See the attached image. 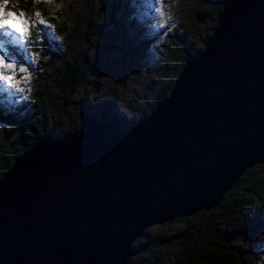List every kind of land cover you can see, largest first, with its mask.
<instances>
[{"label":"water","instance_id":"water-1","mask_svg":"<svg viewBox=\"0 0 264 264\" xmlns=\"http://www.w3.org/2000/svg\"><path fill=\"white\" fill-rule=\"evenodd\" d=\"M167 94L127 123L46 133L0 175V264H124L264 161V0H219Z\"/></svg>","mask_w":264,"mask_h":264},{"label":"trees","instance_id":"trees-1","mask_svg":"<svg viewBox=\"0 0 264 264\" xmlns=\"http://www.w3.org/2000/svg\"><path fill=\"white\" fill-rule=\"evenodd\" d=\"M203 2L210 3L213 11L208 17L209 25L202 42L210 33L216 13L220 9L219 0H193L194 4ZM1 5H8L18 12H25L31 15L34 21L29 27L30 37L26 47L31 48L38 55V62L41 64L40 68L32 71V77L29 74L25 79L34 82L32 103L36 105L37 110L39 109V113L41 107L44 108L43 97L47 94L45 80L59 75L66 97L69 98L67 102H70L78 112V121L74 128L64 133L79 127L83 118L115 119L105 111L96 114L85 112L80 109L84 104L83 97L80 98L79 94L70 99V94L77 93L79 92L77 90L90 84L88 75L95 65L93 51L96 50L99 39L106 35L111 39L117 34V29L123 27L119 19L121 11L119 0H8L7 4H4V0H0ZM65 5L72 9L68 12ZM75 6H82L84 12L77 14L82 18V23L71 29L67 22ZM35 13H39V18L44 19L51 28L35 23L38 19ZM125 26L129 28L131 25L128 22ZM75 34L80 36V40L73 48ZM198 47L187 48L180 67L188 53ZM10 53L16 55L18 64H28L23 48H12ZM29 53L32 54L31 51ZM50 59L53 62H49ZM41 71L45 72V76H41ZM172 80L160 96L167 94ZM154 104L155 100L150 110ZM143 114L146 113L141 112L137 116H131L129 122ZM9 126L17 130L19 147L8 137ZM46 133L60 136L54 131L51 121L41 118L40 115L32 117L29 111L25 112L24 107H17L16 103L0 98V175L8 168L15 155L27 150ZM257 164L264 165V161ZM263 204L264 171L257 172L252 165L222 194L214 206L187 216L172 218L171 220L177 219L182 223L180 230L169 235H156L148 242L135 238L133 244L137 248L138 256L128 257L124 264H159L156 261L159 245L174 246L180 252V258H176L173 264H264V244L258 239L264 231V213L261 208ZM168 221L160 224L165 225ZM141 254L144 255L143 258Z\"/></svg>","mask_w":264,"mask_h":264},{"label":"rangeland","instance_id":"rangeland-1","mask_svg":"<svg viewBox=\"0 0 264 264\" xmlns=\"http://www.w3.org/2000/svg\"><path fill=\"white\" fill-rule=\"evenodd\" d=\"M119 5V19L123 27L117 29V34L111 39L108 35L99 39L97 48L93 51L95 65L88 75L90 84L77 90L79 92L70 94V99L80 94L84 103L80 109L95 114L105 111L114 118H125L128 123L131 116L149 112L152 102L168 87L179 69L187 48L202 44L213 8L210 3L194 4L193 0H119ZM1 6L5 12L24 13L28 21L34 22L31 15L25 12H18L8 5ZM65 7L68 12L72 9L66 5ZM161 11L165 13L164 16H161ZM83 12L82 6H75L68 18L69 28L73 29L82 23V18L77 14ZM128 22L131 25L129 28L125 26ZM13 26L21 25L13 21ZM79 40L80 36L75 34L73 48L78 45ZM28 48H23L28 64L17 63V69L23 66L27 68V72H17L14 81L24 91L8 89L0 82V98L16 103L17 107H24L25 112L29 111L32 117L40 115L51 121L56 134L62 135L74 128L78 112L67 102L69 98L66 97L62 79L58 75L45 80L47 94L43 97L44 108L41 107L39 113V109L32 103L34 82L25 77L29 74L32 77V71L40 68L41 63L38 62V55ZM49 62L53 60L50 59ZM40 74L45 76L44 71ZM8 137L16 146H20L16 128L8 127ZM254 169L257 172L264 171V165L254 164ZM261 208L264 213V204ZM181 228L179 220L170 219L165 225L154 223L146 227L145 234L138 238L148 242L156 235H169ZM258 239L264 244V231ZM131 256L136 258L138 255L134 253ZM143 256L141 254V258ZM180 256L174 246L159 245L156 261L159 264H173Z\"/></svg>","mask_w":264,"mask_h":264},{"label":"snow or ice","instance_id":"snow-or-ice-1","mask_svg":"<svg viewBox=\"0 0 264 264\" xmlns=\"http://www.w3.org/2000/svg\"><path fill=\"white\" fill-rule=\"evenodd\" d=\"M7 2L8 0H4V4H7ZM160 14L161 16L165 15L162 11ZM35 15L38 18L35 23L44 25L45 28H51V25H48L44 19L39 18V13H35ZM13 21L21 26L14 27ZM31 23L25 18L24 13L5 12L3 6H0V82L6 85L8 89H15L17 92L24 91L23 88L18 86L17 82H14L17 72L26 73L27 68L21 66L17 69V57L15 54L10 53V49L26 47L29 43Z\"/></svg>","mask_w":264,"mask_h":264}]
</instances>
